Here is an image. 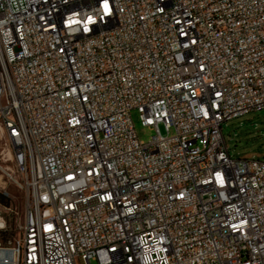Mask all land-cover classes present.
I'll use <instances>...</instances> for the list:
<instances>
[{
    "label": "built area",
    "instance_id": "2783aa9c",
    "mask_svg": "<svg viewBox=\"0 0 264 264\" xmlns=\"http://www.w3.org/2000/svg\"><path fill=\"white\" fill-rule=\"evenodd\" d=\"M262 109L264 0H0V264H264Z\"/></svg>",
    "mask_w": 264,
    "mask_h": 264
},
{
    "label": "rangeland",
    "instance_id": "374dc122",
    "mask_svg": "<svg viewBox=\"0 0 264 264\" xmlns=\"http://www.w3.org/2000/svg\"><path fill=\"white\" fill-rule=\"evenodd\" d=\"M131 118L138 139L142 142H149L156 134L155 131L142 125L137 111L131 112ZM159 128L162 135L166 136L163 125H160ZM173 133L174 131L171 130L170 134L173 135ZM222 135L231 157L264 159V109L224 122L222 124ZM8 150L9 145L0 130V163L5 166L12 165L7 160ZM4 192L7 194V196H4L7 204L0 206V212L11 217L12 234L16 235L18 233L17 226L22 224L24 219V192L14 185H5L0 182V194ZM3 207L10 208L12 212L6 214Z\"/></svg>",
    "mask_w": 264,
    "mask_h": 264
},
{
    "label": "crops",
    "instance_id": "0c3cea01",
    "mask_svg": "<svg viewBox=\"0 0 264 264\" xmlns=\"http://www.w3.org/2000/svg\"><path fill=\"white\" fill-rule=\"evenodd\" d=\"M6 204H7V200L4 197L0 196V206L6 205Z\"/></svg>",
    "mask_w": 264,
    "mask_h": 264
},
{
    "label": "trees",
    "instance_id": "16d2710c",
    "mask_svg": "<svg viewBox=\"0 0 264 264\" xmlns=\"http://www.w3.org/2000/svg\"><path fill=\"white\" fill-rule=\"evenodd\" d=\"M0 196H1V197H4V195H3V194H0ZM4 198H5V197H4Z\"/></svg>",
    "mask_w": 264,
    "mask_h": 264
},
{
    "label": "bare ground",
    "instance_id": "6f19581e",
    "mask_svg": "<svg viewBox=\"0 0 264 264\" xmlns=\"http://www.w3.org/2000/svg\"><path fill=\"white\" fill-rule=\"evenodd\" d=\"M9 156V155H8Z\"/></svg>",
    "mask_w": 264,
    "mask_h": 264
}]
</instances>
